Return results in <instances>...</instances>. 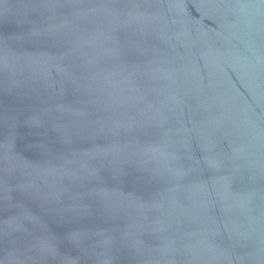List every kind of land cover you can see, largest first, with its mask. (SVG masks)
Here are the masks:
<instances>
[{
	"label": "water",
	"instance_id": "obj_1",
	"mask_svg": "<svg viewBox=\"0 0 264 264\" xmlns=\"http://www.w3.org/2000/svg\"><path fill=\"white\" fill-rule=\"evenodd\" d=\"M0 264H264V0H0Z\"/></svg>",
	"mask_w": 264,
	"mask_h": 264
}]
</instances>
